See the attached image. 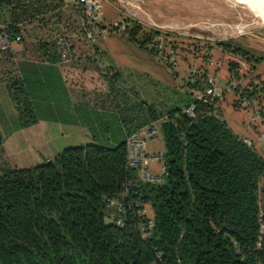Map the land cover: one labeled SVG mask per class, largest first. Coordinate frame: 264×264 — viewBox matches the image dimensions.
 Segmentation results:
<instances>
[{
  "label": "trees",
  "instance_id": "1",
  "mask_svg": "<svg viewBox=\"0 0 264 264\" xmlns=\"http://www.w3.org/2000/svg\"><path fill=\"white\" fill-rule=\"evenodd\" d=\"M65 5L64 0H0L9 14L4 29L15 41L22 38L21 24L59 19ZM124 25L129 41L155 54L148 48L155 40L141 24ZM37 45L42 62L19 63L21 71L23 65L30 70L10 85L17 114L0 127V264H264V238L257 247L264 157L211 113L210 103L193 97L200 80L187 83L191 92L182 105L175 99L166 110L136 92L129 100L120 83L115 85L120 73L114 72L106 89L112 113L92 110L82 116L91 143L66 147L41 165L13 167L5 136L35 124L40 102L54 99L49 81L42 85L37 72L43 62L56 61L55 46ZM151 123L164 145L156 183L139 178L126 152L127 136ZM125 190L123 224L116 225L106 198L121 197ZM136 203L151 211L152 226L144 236L140 227L148 218L138 215Z\"/></svg>",
  "mask_w": 264,
  "mask_h": 264
},
{
  "label": "rangeland",
  "instance_id": "2",
  "mask_svg": "<svg viewBox=\"0 0 264 264\" xmlns=\"http://www.w3.org/2000/svg\"><path fill=\"white\" fill-rule=\"evenodd\" d=\"M98 1L102 9L97 21L84 22L86 12L75 8L70 0L71 5L64 6L59 19L48 17L53 26L39 31L46 42L52 40L55 50L62 33L68 34L72 59L64 64L96 46L118 54L124 68V85L130 87V79L134 78L144 98L166 110L175 99L183 104L184 94L191 92L187 83L192 79L201 84L192 95L213 86L216 97L211 113L228 122L230 128L237 125L236 134L264 157V14L257 6L249 0ZM4 20L0 17L1 26ZM70 21L75 24L68 31L65 23ZM126 21L143 26V32L155 40L148 44L155 54L127 39ZM77 26L80 28L74 31ZM141 34L140 41L144 39ZM237 49L243 54H237ZM126 67L139 74L126 72ZM146 89L151 94L147 95ZM162 149L160 135L147 145V151ZM161 171V163L154 161L150 172L160 176Z\"/></svg>",
  "mask_w": 264,
  "mask_h": 264
},
{
  "label": "crops",
  "instance_id": "3",
  "mask_svg": "<svg viewBox=\"0 0 264 264\" xmlns=\"http://www.w3.org/2000/svg\"><path fill=\"white\" fill-rule=\"evenodd\" d=\"M64 2L65 6L71 5L70 0H64ZM0 17L5 19V25L9 21L8 9L0 8ZM47 19L48 17L42 22L34 20L21 24L20 41H12L10 48L0 54L1 128L5 127L4 125L17 114L16 106L9 96L11 82L21 79L22 75L27 76L30 70L23 65V71H21L19 63L42 62L43 58H38L41 52L37 49V44L40 41L45 42L44 36L39 31L53 26ZM50 41L52 40L47 39V42L50 43ZM98 47L91 48L88 52L78 53L73 57L75 61L70 64L61 63L54 49L51 54L55 55L56 61L42 63L44 68L37 74L41 76L42 85L46 86L49 81L54 99L40 102L41 111L35 124L12 131L5 136L4 151L13 167L30 168L41 165L66 147L91 143L92 135L84 124L85 119L82 116L84 112L89 114L88 112L92 110L105 112V114L112 113L109 108V100L112 97L106 90L108 81L112 79V76L110 78L108 76L112 73H120V79L115 85L118 87L120 83L121 89L129 96V100H133L135 92L145 99L135 84L134 78L130 79V87L124 85V68L118 62V54L101 51ZM125 69L126 72L139 74L138 70L127 67ZM145 91L147 95L151 94L148 89ZM43 109L46 111L44 112ZM103 120L107 121L105 117ZM237 127V125L231 126V129L235 132ZM163 150L164 145L161 151L149 150V152H163Z\"/></svg>",
  "mask_w": 264,
  "mask_h": 264
},
{
  "label": "built area",
  "instance_id": "4",
  "mask_svg": "<svg viewBox=\"0 0 264 264\" xmlns=\"http://www.w3.org/2000/svg\"><path fill=\"white\" fill-rule=\"evenodd\" d=\"M75 8H82L86 15L82 18L84 22L90 23L91 21H97L101 17V4L98 0H71ZM100 26V24H96ZM125 28V27H124ZM88 27L86 26V31ZM86 36V33H85ZM20 36H16L15 41H20ZM12 41L4 26L0 25V51L7 50ZM56 51L61 63L69 62L72 59V43L68 34L62 33L60 38L56 42ZM211 87V86H210ZM207 87V90L203 93L193 92V97L201 100L205 103L212 104L215 92L214 87ZM189 115H193L191 108L185 110ZM159 136V129L156 123H151L144 126L137 131L131 133L126 138V152L128 166L135 169L138 172L139 178L145 182H160L163 173V164L165 157L163 152H149L147 151V145L150 141L156 140ZM154 161H158L162 165L161 175H155L150 172V166ZM128 196V190L123 191L121 197L111 196L106 198V202L109 208L112 210V217L116 225H122L125 214L124 198ZM138 207L137 213L140 217L148 220L140 227V232L144 236L148 232V228L152 226V220L149 218V212L143 204L136 203ZM264 238V213L261 211L259 214V238L257 247H260ZM234 245L236 243L234 242ZM239 253V250H237Z\"/></svg>",
  "mask_w": 264,
  "mask_h": 264
},
{
  "label": "bare ground",
  "instance_id": "5",
  "mask_svg": "<svg viewBox=\"0 0 264 264\" xmlns=\"http://www.w3.org/2000/svg\"><path fill=\"white\" fill-rule=\"evenodd\" d=\"M250 1L252 3L251 5H253V7L257 6L258 7L257 9H259V12L264 14V0H249L248 3H250Z\"/></svg>",
  "mask_w": 264,
  "mask_h": 264
},
{
  "label": "water",
  "instance_id": "6",
  "mask_svg": "<svg viewBox=\"0 0 264 264\" xmlns=\"http://www.w3.org/2000/svg\"><path fill=\"white\" fill-rule=\"evenodd\" d=\"M49 162V161H48Z\"/></svg>",
  "mask_w": 264,
  "mask_h": 264
}]
</instances>
